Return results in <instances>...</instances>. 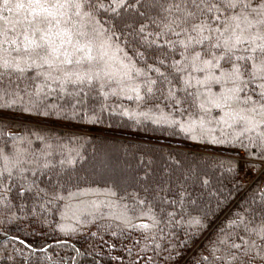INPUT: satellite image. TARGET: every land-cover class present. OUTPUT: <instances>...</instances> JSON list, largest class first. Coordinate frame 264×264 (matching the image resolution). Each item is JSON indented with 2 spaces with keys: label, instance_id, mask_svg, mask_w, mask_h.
<instances>
[{
  "label": "trees",
  "instance_id": "obj_1",
  "mask_svg": "<svg viewBox=\"0 0 264 264\" xmlns=\"http://www.w3.org/2000/svg\"><path fill=\"white\" fill-rule=\"evenodd\" d=\"M143 19L129 12L111 22L123 32L128 55L139 39L128 25ZM139 51L155 59V49ZM20 95L5 99L18 107L42 100L69 118L3 113L8 126L0 149L34 163L9 183L0 203V264H224L228 245L247 238L244 226L264 222V152L256 145L198 143L179 127L154 123L159 112L145 119L151 105L120 97ZM249 170L256 176L247 182ZM21 184L32 192L19 196ZM195 219L205 227H193ZM140 224L151 227H133ZM262 256L244 264H264Z\"/></svg>",
  "mask_w": 264,
  "mask_h": 264
},
{
  "label": "snow or ice",
  "instance_id": "obj_2",
  "mask_svg": "<svg viewBox=\"0 0 264 264\" xmlns=\"http://www.w3.org/2000/svg\"><path fill=\"white\" fill-rule=\"evenodd\" d=\"M129 12L144 18L128 25L139 38L134 56L111 23ZM139 46L155 49L149 54L155 59ZM21 92L120 97L151 105L141 113L145 119L159 112L154 123L179 127L198 143L256 145L264 152V0H0V132L9 110L69 118L42 100L18 107L16 99H5H23ZM214 110L216 119L209 117ZM227 129L231 139L223 138ZM30 163L23 153L8 156L0 149V203ZM39 167L30 174L38 175ZM26 192L32 186L21 184L18 195ZM191 225L205 227L200 219ZM244 232L247 238L228 245L224 264H244L264 253V222L245 225Z\"/></svg>",
  "mask_w": 264,
  "mask_h": 264
},
{
  "label": "rangeland",
  "instance_id": "obj_3",
  "mask_svg": "<svg viewBox=\"0 0 264 264\" xmlns=\"http://www.w3.org/2000/svg\"><path fill=\"white\" fill-rule=\"evenodd\" d=\"M262 170H263V169H262ZM260 173H262V171H261ZM260 173H258L257 176H258ZM255 176H256L255 173H253L251 170H249V171L245 174L244 179H245V181L250 182L251 179H253Z\"/></svg>",
  "mask_w": 264,
  "mask_h": 264
}]
</instances>
